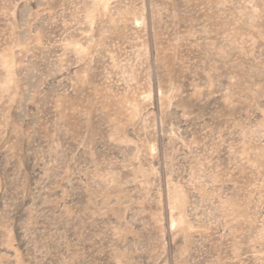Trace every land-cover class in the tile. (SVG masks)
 <instances>
[{"label": "rangeland", "instance_id": "1", "mask_svg": "<svg viewBox=\"0 0 264 264\" xmlns=\"http://www.w3.org/2000/svg\"><path fill=\"white\" fill-rule=\"evenodd\" d=\"M0 264H264V0H0Z\"/></svg>", "mask_w": 264, "mask_h": 264}]
</instances>
